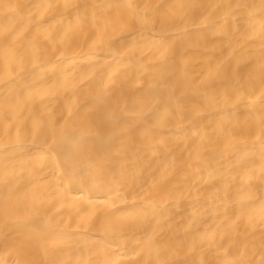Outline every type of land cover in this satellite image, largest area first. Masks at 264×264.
<instances>
[{"label":"bare ground","instance_id":"6f19581e","mask_svg":"<svg viewBox=\"0 0 264 264\" xmlns=\"http://www.w3.org/2000/svg\"><path fill=\"white\" fill-rule=\"evenodd\" d=\"M0 264H264V0H0Z\"/></svg>","mask_w":264,"mask_h":264}]
</instances>
